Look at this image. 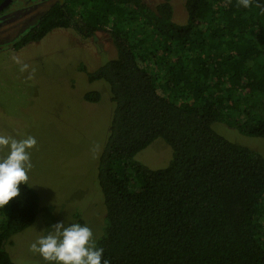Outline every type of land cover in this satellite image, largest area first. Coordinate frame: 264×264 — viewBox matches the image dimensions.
Segmentation results:
<instances>
[{
    "label": "trees",
    "instance_id": "obj_1",
    "mask_svg": "<svg viewBox=\"0 0 264 264\" xmlns=\"http://www.w3.org/2000/svg\"><path fill=\"white\" fill-rule=\"evenodd\" d=\"M186 10L179 25L171 0H65L15 48L70 27L113 40L117 57L87 73L113 105L98 174L107 226L96 244L109 264H264V157L216 129L225 121L264 138V0H186ZM157 139L173 159L153 170L136 157ZM20 191L0 209V264H16L7 244L39 213L38 194Z\"/></svg>",
    "mask_w": 264,
    "mask_h": 264
},
{
    "label": "rangeland",
    "instance_id": "obj_2",
    "mask_svg": "<svg viewBox=\"0 0 264 264\" xmlns=\"http://www.w3.org/2000/svg\"><path fill=\"white\" fill-rule=\"evenodd\" d=\"M56 1L14 0L0 15V135L17 140L31 136L37 141L29 150L27 183L39 196V213L7 244L16 264H50L32 250V244L54 232L58 223L87 225L95 246L107 226L98 174L113 105L107 85L91 83L87 73L117 57L113 40L105 31L85 38L70 27L15 48ZM144 1L155 8L163 0ZM171 3L173 21L187 24L186 0ZM91 91L101 92L100 103L84 100V94ZM216 129L264 157V138L244 134L225 121L217 123ZM4 155L5 150L0 149V158ZM172 159V148L162 139L136 157L153 170L166 168Z\"/></svg>",
    "mask_w": 264,
    "mask_h": 264
},
{
    "label": "clouds",
    "instance_id": "obj_3",
    "mask_svg": "<svg viewBox=\"0 0 264 264\" xmlns=\"http://www.w3.org/2000/svg\"><path fill=\"white\" fill-rule=\"evenodd\" d=\"M244 8L250 0H240ZM34 137L10 139L0 135V149L5 155L0 158V209H3L21 195L20 186L28 184V171L31 168L29 150L36 145ZM55 231L41 236L32 244L50 264H109L104 259V249L93 242V232L87 225L79 223L64 226L54 225Z\"/></svg>",
    "mask_w": 264,
    "mask_h": 264
},
{
    "label": "flooded vegetation",
    "instance_id": "obj_4",
    "mask_svg": "<svg viewBox=\"0 0 264 264\" xmlns=\"http://www.w3.org/2000/svg\"><path fill=\"white\" fill-rule=\"evenodd\" d=\"M5 0H2L1 2H0V5L4 2ZM13 1L14 0H12V2L10 3V5H8L7 7H5L2 11H0V15H2L5 11H7L9 8H10V6L13 4ZM65 0H58V1H56V2H64ZM56 2H54L53 4H55ZM52 4V5H53ZM51 5V6H52ZM50 9V8H49ZM0 23H2L1 21H0Z\"/></svg>",
    "mask_w": 264,
    "mask_h": 264
},
{
    "label": "water",
    "instance_id": "obj_5",
    "mask_svg": "<svg viewBox=\"0 0 264 264\" xmlns=\"http://www.w3.org/2000/svg\"><path fill=\"white\" fill-rule=\"evenodd\" d=\"M11 2H12V0H5V1L0 5V11H2L5 7H7L8 5H10Z\"/></svg>",
    "mask_w": 264,
    "mask_h": 264
}]
</instances>
